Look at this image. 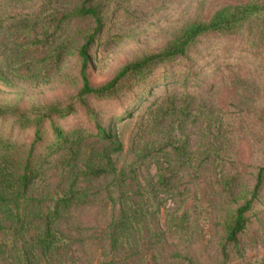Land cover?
Here are the masks:
<instances>
[{"label": "rangeland", "instance_id": "1", "mask_svg": "<svg viewBox=\"0 0 264 264\" xmlns=\"http://www.w3.org/2000/svg\"><path fill=\"white\" fill-rule=\"evenodd\" d=\"M249 1L95 0L104 29L91 52L92 86L110 82L136 58L163 50L186 23L208 21L221 8ZM81 2L0 0V70L6 78L0 81V110L14 115L0 118V140L26 151L39 116L53 106H74L67 117L42 123L39 152L46 162L30 190L18 196L0 187V264H188V258L193 264H263L264 188L227 262L221 249L228 213L250 194L264 165L263 60L239 37L208 34L187 57L152 69L138 88H131L130 77L115 97L88 98L92 116L78 102V49L95 22H57ZM184 94L191 96L185 118ZM166 95L176 98L170 117L155 111ZM203 106L214 109L207 112L211 118L201 114ZM215 116L223 119L219 128ZM97 123L123 144L122 152L110 154L116 172L107 167L108 142L93 137ZM170 123L186 141L185 156L166 146ZM54 124L83 136L74 161L68 150L48 149ZM5 147L0 143V150ZM92 169L107 172L96 176ZM65 196L66 208L52 218L60 247L44 253L37 227ZM122 208L137 209L139 217L114 252L111 225Z\"/></svg>", "mask_w": 264, "mask_h": 264}, {"label": "trees", "instance_id": "2", "mask_svg": "<svg viewBox=\"0 0 264 264\" xmlns=\"http://www.w3.org/2000/svg\"><path fill=\"white\" fill-rule=\"evenodd\" d=\"M95 0H82V2L75 7L69 14H63L58 19V23H62L67 19H82L91 18L95 22V28L89 34L82 46L78 49V56L81 61L80 78L82 87L78 93L79 104L85 106L88 112L95 116V113L89 108L87 99L94 97L96 99H110L115 97L123 83L130 77L134 78V83L131 88H138L139 84L144 83L151 76L152 69L159 65L172 62L178 58L187 57L189 50L195 43L205 35L219 34L225 37H239L243 40L245 46L255 53L258 59L263 60L264 66V0H250L246 4H239L236 6H226L216 11L208 20H195L186 23L167 44V46L155 53L145 54L136 58L130 63L126 64L120 69L115 77L108 83L100 87L92 86L88 71L92 67L93 57L92 50L97 44L98 38L104 29V18L101 6L94 3ZM56 19H53L55 22ZM187 78H184V81ZM0 81L6 82L3 72L0 70ZM190 94H184V109H182V116L187 117L188 98ZM176 99L173 95H166L163 105L158 107L157 111L163 112L166 115H172L173 109L171 102ZM187 107V108H186ZM204 117L211 118L214 109H209L206 106L201 108ZM74 112V106L67 107L53 106L48 108L41 116L35 120V134L34 139L30 143L26 151L22 149L24 146H18L15 143L0 140L1 144H6L5 149L0 150V187L3 190H9L17 195H25L33 186L35 181L42 175L45 159L40 156V146L44 140V134L41 129L44 120L54 121L55 119H63L70 113ZM180 112H176L179 114ZM14 116L12 113H6L0 110V118ZM217 117V116H215ZM215 122L218 128L223 125V119L217 117ZM53 133L55 140L48 149H55L56 152H63L68 150L67 156L70 160L76 159V146L83 141V136L77 133V130L67 133L60 126L53 125ZM263 133L261 132V135ZM93 137L108 142V152L106 154L107 167L112 172H116L111 158L112 153H120L123 150V144L116 133L111 128H106L100 123L96 125V133ZM7 142V143H6ZM167 147L172 148L177 156L187 155V145L185 139L179 135L174 123H170L167 130ZM21 151L22 155H19ZM111 151V152H109ZM15 152V153H14ZM92 174L99 176L105 174V169H92ZM229 189L234 188L233 180L227 183ZM264 188V165L259 168L255 175V184L250 194L246 196L243 202L237 205L234 211L228 213L225 222V238L222 245V257L225 262L230 256V249L237 248L239 245V238L246 230L250 215L254 209L255 204L260 200ZM70 200L69 196L57 199L55 208L47 215L46 223L38 226V244L44 253L54 252L53 250L60 247V238L53 232L52 218L59 215L60 208H66ZM3 199L0 197V207L4 205ZM139 217V211L131 208L130 211L121 209L119 217L113 221L111 225V248L116 252L120 243L128 240L132 233L131 227L133 222ZM49 219V221H48ZM24 256H19L22 260ZM188 264H193L191 259H187ZM264 264V259H263Z\"/></svg>", "mask_w": 264, "mask_h": 264}]
</instances>
